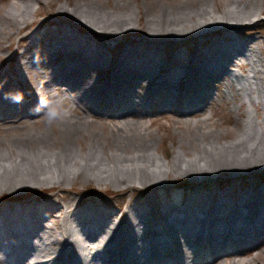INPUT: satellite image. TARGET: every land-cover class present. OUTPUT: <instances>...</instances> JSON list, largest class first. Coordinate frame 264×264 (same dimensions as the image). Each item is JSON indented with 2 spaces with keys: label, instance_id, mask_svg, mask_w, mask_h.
<instances>
[{
  "label": "bare ground",
  "instance_id": "1",
  "mask_svg": "<svg viewBox=\"0 0 264 264\" xmlns=\"http://www.w3.org/2000/svg\"><path fill=\"white\" fill-rule=\"evenodd\" d=\"M39 1L44 5L48 0ZM85 1H76L70 11L75 22L68 27L43 21L40 28L51 27L26 38L28 46L15 56L37 55L20 62L15 77L14 68H0V111L11 87L18 86L12 93L16 100L0 115L4 124L27 121L40 105L45 110L55 103L67 107L48 114L60 135L55 149L40 147L43 138L31 149L14 144L0 149V195L65 188L81 179L120 187L140 183L154 190L166 187L171 178L199 180L178 189L183 193L173 199L150 195L130 204L125 217L112 224L115 210L98 205L72 204L56 215L62 207L58 198L38 205L0 199L5 202L0 205V264H264V247L249 258L235 248L264 243V186L235 190L219 179L229 171L246 170L254 177L264 169V62L260 39L248 28L264 11L260 0H150L144 21L140 12L131 10L132 2H115L112 8L110 0H98L106 2V11ZM59 10L66 13L69 8ZM31 14V0H15L1 12L3 51L29 25ZM130 35L143 37L122 41ZM105 39L117 42L112 56L102 46ZM197 41L201 46L194 55L181 51L182 45L196 47ZM53 65L56 68L48 71ZM34 67H42L48 77L40 99L21 116L26 108L22 98L33 97L21 91L24 74ZM91 68L110 74L99 82L88 77ZM221 79L225 97L233 93L254 107L246 115L240 112L243 102L232 109L240 137L223 144L220 140L229 133L215 126L227 121L215 120L213 107L207 112L215 99L211 83ZM157 106L169 111L183 138L171 161H165L149 139L152 131L145 119ZM157 119L150 115V126ZM97 123L107 133L103 140L91 134ZM254 127L259 128L257 138L248 133ZM79 133L88 142L86 155L73 146ZM190 151L195 156L191 162L185 159ZM212 176L213 183L206 186L204 181ZM140 224L139 233L132 231ZM110 241L116 242L114 248ZM78 251L86 260L79 259Z\"/></svg>",
  "mask_w": 264,
  "mask_h": 264
},
{
  "label": "rangeland",
  "instance_id": "2",
  "mask_svg": "<svg viewBox=\"0 0 264 264\" xmlns=\"http://www.w3.org/2000/svg\"><path fill=\"white\" fill-rule=\"evenodd\" d=\"M15 0H0V14L3 12L4 9H7L9 5ZM77 0H48L45 1L46 3L44 5L40 4L39 0H31L32 5V14L29 20V25L25 27L23 30H21L20 34H16L10 41V47L9 49L3 51L0 46V68H8L9 66L11 69L14 68L15 73L12 74V77H15L17 75L16 68H18L19 63L24 62L26 60V57L36 56L37 54L35 51L33 53H28L25 57L15 56L16 52H22L24 51V48L28 46V37L31 33L35 32L37 29L39 30H45V28L51 27V25H43L42 28H40V24L43 21H47L49 24H52L53 26L58 27H68V24L75 22V19L70 16V11L75 7ZM107 1V0H104ZM111 5L110 7L113 8V4L115 2L120 3H130L132 7L131 10H133L135 13L140 12V16H143L141 18L144 19V16L150 12V0H110ZM215 3V0H213ZM86 3H90L91 5L95 7H100L102 10L105 9L106 11H110V8H107L108 5L106 2H104L102 5L98 2V0H86ZM260 5L262 9H264V0H260ZM61 6H67L69 8V11L66 13H62L59 9ZM157 10H155V13H157ZM147 11V13H146ZM52 21V22H51ZM138 21V20H135ZM60 22V24H59ZM139 23V21L137 22ZM141 24V23H139ZM63 25V26H62ZM82 26H87L86 24L82 23ZM251 27H248L251 36L258 37L261 42V51H262V58L264 62V11L262 14L259 15L257 20L250 25ZM85 31L89 32L88 30L84 29ZM100 31V30H96ZM247 33V32H246ZM89 35V34H88ZM247 35H249L247 33ZM142 36L138 35H130L128 37L123 36L122 41H132L134 39H138ZM27 38V40H26ZM184 38V37H183ZM182 39V37H181ZM97 40V39H96ZM106 40V39H105ZM33 41L30 39V42ZM98 41V40H97ZM198 45L196 47L189 45V50L187 46L181 47V51L185 53L186 55H194L199 49L201 45L200 41L196 42ZM102 46L106 47V53L109 56H112L114 47L117 46V42H111V40L102 41ZM193 48V50H192ZM191 49V53H190ZM56 68V65L51 66V69L48 71H53ZM42 67H34L33 69L30 68L27 70L24 74V81L23 83L26 86H22L21 91L28 93V95H32L33 97L22 99L24 100L23 104L26 108L22 109L20 114L28 115V106L32 105V103L37 102L40 97H38V94L43 89L42 82L47 79L48 75L47 73H41ZM239 72H242V70ZM248 73V72H246ZM110 73L106 71H94L92 68L88 70V77L95 78L99 82L103 81L105 78L108 77ZM87 78H83V82H85ZM224 79L214 81L211 83V88L213 95H215V99L213 103L208 106L207 112H210L213 109L217 112V117L214 119L216 120L218 117H222V119L226 120L227 123L223 126H220L219 123L216 124L215 127H218L221 130H224L229 133V136L226 138H223L220 140V143H229L234 142L235 139H238L240 137V133L238 132V128L236 127V116L237 113L234 112L232 109L235 106H239L241 104V99L239 97H233V93L229 95V97H225L224 91L227 89L224 83ZM224 83V84H223ZM60 85L57 84L52 89L54 92H58L57 88H59ZM11 88L18 89L17 85L12 86ZM178 87H176L177 89ZM137 90H140V88H136ZM13 90L10 91V98L7 97V102H5L4 107H2V111H0V115H3L5 111L7 112L9 109V106L11 102L16 100L14 96L12 95ZM175 90V89H174ZM10 101V103H9ZM37 105V104H36ZM71 105V103H70ZM44 106H37L36 111L33 113V117L26 118L27 121H21L20 123H11V124H4L3 121H0V149L7 148L8 145L14 144L16 148L22 147L24 149H31L35 147V145L38 143V139H42L39 145L40 147L52 150L55 149L54 143L59 138V133L53 128V125L50 123V120L52 119L51 116L49 117V113H55V111H66L67 107L65 105H58L57 103L53 104L50 109L45 110L43 108ZM254 111V107L252 105H249V103H244L242 107L240 108V112L243 115H246L247 111ZM80 112V111H79ZM150 115L153 117L158 118L156 121H154L150 126ZM13 119V118H12ZM37 120L36 123H33V120ZM105 120L109 123L111 122L110 119ZM147 121V124L149 125V130L152 131V136L149 137L153 140L151 141L152 147L157 148L158 154L164 158L165 161H171L173 159V156L175 155L176 151H178L179 142L183 140L181 134L176 131L175 125L172 122L171 118L169 117V111L162 109V107L157 106V108L151 112L148 113V118L145 119ZM30 122L32 125L25 127V123ZM24 123V124H21ZM107 126V125H106ZM91 134L97 135L100 139H104L105 135H107L106 132H104V129L101 127L100 123H97L93 128H91ZM259 132L258 127H254L252 130L249 129L248 133H253V135L257 138V134ZM105 133V134H104ZM73 134V133H72ZM90 134V135H91ZM82 134L74 135V138L77 137L76 140H73V146L79 149L83 155H86L87 153V144L88 142L81 138ZM33 137V138H32ZM246 137V136H245ZM35 140V141H34ZM150 143V140H149ZM52 144V146H51ZM48 146V148H46ZM14 147V148H15ZM59 148H56V151H59ZM108 151V150H106ZM105 151V152H106ZM109 153V151L107 152ZM194 153L190 151L188 155L185 157L187 161H193ZM194 163V162H192ZM8 168V171L10 175H13L12 168L10 166H6L5 169ZM16 170V168H14ZM87 171V169H86ZM89 172V171H88ZM16 173V171L14 172ZM235 176L236 178H232ZM67 177V174H66ZM213 176L209 179H206L204 182L207 183L206 186L210 183H213L212 179ZM220 184L225 187L240 189L243 187H247L252 189L255 187L256 189H259L264 186V169L261 170L257 175L254 177H250L247 174L246 170H241L236 172L235 174L231 171L225 172L224 174H221L219 176ZM198 178H192L191 176L181 177L179 179L177 178H171L167 186L163 189H156L150 187H143L140 183H134L132 186L128 187H120L116 186L114 184H98L95 181H84V179H81L77 181L76 183L70 184L71 186L61 188H42V189H27L23 193L19 195L12 194L10 191L6 192L2 195H0V199L7 200V204H23V203H30V204H42L45 201H47L48 198H58L60 199V203L62 205L61 211L57 213L56 215L61 214V212H66L70 209L72 204H75L76 207H85V206H94L98 205L99 207L103 209H114L115 215L111 216L109 221H117L121 218L123 219L126 215L127 208L130 204H134L135 202L145 199L149 197L150 195L155 196V199H161L165 196V194L170 195V199H173L174 194H182L183 191L178 189H185L195 186L196 182H198ZM234 180V181H233ZM4 182L0 183V186ZM201 185V183H199ZM198 184V185H199ZM199 185V186H200ZM256 191V190H255ZM74 199H76L74 201ZM42 200V201H41ZM75 203H74V202ZM2 203H5L3 201H0V205H3ZM153 209V207L151 208ZM60 219V217H57ZM112 224V222H111ZM142 225H135L132 228V231L134 230L135 233H139L142 229ZM42 235V234H41ZM66 242V241H64ZM112 247L114 248L116 242L110 241L108 242ZM255 245V244H253ZM253 245H245L242 244L239 245L238 248L235 246L236 250H243L244 255L243 257L249 258L256 255V253L260 252L261 248L264 247V243H257L256 246ZM93 250V249H92ZM81 252L78 251V255ZM263 255V252H261ZM82 255V256H81ZM79 255V259H85L86 256H84V253ZM264 258V255L262 256ZM25 263L22 262L21 264ZM259 264H263L262 262H259Z\"/></svg>",
  "mask_w": 264,
  "mask_h": 264
}]
</instances>
